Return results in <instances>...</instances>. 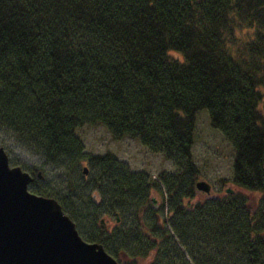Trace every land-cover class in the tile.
<instances>
[{
  "label": "trees",
  "instance_id": "obj_1",
  "mask_svg": "<svg viewBox=\"0 0 264 264\" xmlns=\"http://www.w3.org/2000/svg\"><path fill=\"white\" fill-rule=\"evenodd\" d=\"M202 110L255 207L239 193L188 204ZM82 126L137 142L174 172L152 179L110 152L85 154ZM0 133L62 171L55 191L29 169V189L118 264H264V0H0ZM106 215L119 217L108 231Z\"/></svg>",
  "mask_w": 264,
  "mask_h": 264
},
{
  "label": "rangeland",
  "instance_id": "obj_2",
  "mask_svg": "<svg viewBox=\"0 0 264 264\" xmlns=\"http://www.w3.org/2000/svg\"><path fill=\"white\" fill-rule=\"evenodd\" d=\"M75 134L81 141L85 154L93 155L110 152L119 161L124 162L131 172L139 171L147 174L152 179H156L157 174L161 171L174 172L172 164L164 160L160 154L146 151L144 147L131 139L113 140L101 126H82L75 130ZM0 148L7 156L9 167L17 166L27 173L29 169L39 167L42 172L40 173V178L36 179L37 185L46 186L55 191L64 188L65 179L61 173L62 171L52 165L44 164L38 154L16 143L9 135L0 133ZM191 153L194 165L199 171L197 180H202L209 184L210 192L206 194L201 190L195 189V196L188 204H193L195 201L202 200L205 197H224L226 194L228 195L226 193L228 190L242 194L250 202L251 208L255 207L258 195L239 189L230 181L233 161L231 146L219 131L211 127L205 110L199 111L196 115ZM82 164L86 165L85 163ZM28 190L33 192L29 188ZM88 194L94 203H98V193L91 191ZM152 195L156 200L161 201L160 193L154 192ZM162 197H165V195L163 194ZM73 223L75 224V222ZM116 224L117 222L112 216L106 215L103 217V229L108 231ZM77 229L80 237H83L88 232L84 225ZM149 257L145 260H138L137 264H154L153 259Z\"/></svg>",
  "mask_w": 264,
  "mask_h": 264
},
{
  "label": "water",
  "instance_id": "obj_3",
  "mask_svg": "<svg viewBox=\"0 0 264 264\" xmlns=\"http://www.w3.org/2000/svg\"><path fill=\"white\" fill-rule=\"evenodd\" d=\"M31 180L19 167H9L0 148V264H117L101 244L80 237L56 200L30 193ZM195 188L210 190L202 180Z\"/></svg>",
  "mask_w": 264,
  "mask_h": 264
},
{
  "label": "flooded vegetation",
  "instance_id": "obj_4",
  "mask_svg": "<svg viewBox=\"0 0 264 264\" xmlns=\"http://www.w3.org/2000/svg\"><path fill=\"white\" fill-rule=\"evenodd\" d=\"M233 194V192H230V195ZM166 215V214H165ZM166 219V217H164ZM184 253V250H183ZM185 261H187L189 264H194L193 261H190L189 258H187Z\"/></svg>",
  "mask_w": 264,
  "mask_h": 264
}]
</instances>
